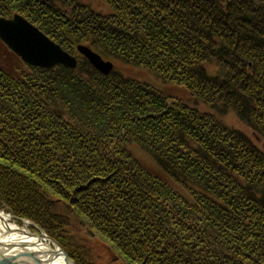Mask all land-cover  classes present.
<instances>
[{"label":"trees","instance_id":"trees-1","mask_svg":"<svg viewBox=\"0 0 264 264\" xmlns=\"http://www.w3.org/2000/svg\"><path fill=\"white\" fill-rule=\"evenodd\" d=\"M100 1L0 0L151 77L33 67L0 42L20 63L0 65V209L75 264H116L93 237L126 264H264V0Z\"/></svg>","mask_w":264,"mask_h":264},{"label":"water","instance_id":"water-1","mask_svg":"<svg viewBox=\"0 0 264 264\" xmlns=\"http://www.w3.org/2000/svg\"><path fill=\"white\" fill-rule=\"evenodd\" d=\"M0 40L5 42L7 46L25 63L41 68H52L55 65L61 64L65 67L75 68L77 58L63 51L60 45L53 43L41 30L31 24L27 19L19 14H15L12 18L6 19L0 17ZM77 50L83 55L93 67L102 74H109L113 68V64L109 61H104L101 57L93 52L90 48L79 45ZM16 218V217H14ZM23 235L33 236L36 234L17 229ZM41 235L46 240L51 242L55 250L51 252L40 253H13L6 256V252L15 245L0 244V264H48L50 261L43 260V255L62 256L66 264H74L68 255L63 251L60 244L43 233V230L38 228ZM25 246L24 244L19 245Z\"/></svg>","mask_w":264,"mask_h":264},{"label":"rangeland","instance_id":"rangeland-1","mask_svg":"<svg viewBox=\"0 0 264 264\" xmlns=\"http://www.w3.org/2000/svg\"><path fill=\"white\" fill-rule=\"evenodd\" d=\"M80 1L83 4L88 5L92 10H94L96 12H100V13H104V14L107 12V6L105 4H103L102 1H100V0H80ZM0 17H3V16H0ZM3 18L8 19L9 17H3ZM47 37L50 38L49 36H47ZM77 46H79V45H77ZM77 46H76V49H75V55H76V58L78 59V61L80 59L81 60L82 59L86 60L89 63V65L92 68H94L93 65L83 55H81V53L78 52ZM83 46H86V45H83ZM86 47H88V46H86ZM88 48H90V47H88ZM90 49L93 52L97 53L101 57L102 60L109 61V62H111L113 64V68H112L113 70H111V71H115V72H118V73L121 72L124 75H127V76L129 75L130 77L136 78L138 80H150L151 79V77L149 75H147V74H144L143 71L135 70L134 67L125 66L124 64H122L121 62H119L117 59H115L110 54H107L106 52H100V51H98V50H96L94 48H90ZM20 61H22V60L20 59ZM15 63H16V59L13 60V58H10V56H5L3 54L0 55V65H2V67L7 68L8 64H10L12 66L13 65H19L20 66L19 62H18V64H15ZM95 71L100 73V74H102L100 71H98L96 69H95ZM109 74H106V75L102 74V75L107 76ZM163 88H164V91H166L169 94H172V95L175 94V96H179L180 98H187V94L185 92H183L181 89L175 88L174 86H163ZM226 122L230 123V124L233 123L236 127L245 130V128L237 121V119L232 114H229V116L226 117ZM132 149L134 150V154L136 155V157H138L140 159V161L144 165H147V166L149 165V167L151 166L152 162H150V158L148 157V155L142 154L139 151V149H137L135 147H132ZM0 211H3L5 213H8V214L12 215L11 213L7 212L6 210L0 209ZM7 221L10 224H13L14 226L17 225V227H19V228L24 227L23 230H26L28 232H32V233L33 232L34 233L38 232L37 228H35V226L33 225L35 223H33L31 221H27L25 219L24 220H18V223H20V224H18L16 222V220H14L12 217L7 219ZM24 223H28V224L25 226ZM93 236H94V234L91 233V237H93ZM93 241L97 245L96 249L99 248L97 250V255H100L103 259L104 258H107V259L109 258L110 262H113V263H116V264H126L125 262L120 261V255L117 253V251L111 249L110 247H107L108 245L106 243H103L102 240H100L99 238H94L93 237ZM102 248H106L107 249L106 251H105V249H103L104 250V254L102 253ZM28 250H30V249H28ZM36 251H38V250H36ZM7 252L9 254L11 251L10 252L7 251ZM24 253H27V251L23 252V254Z\"/></svg>","mask_w":264,"mask_h":264},{"label":"bare ground","instance_id":"bare-ground-1","mask_svg":"<svg viewBox=\"0 0 264 264\" xmlns=\"http://www.w3.org/2000/svg\"><path fill=\"white\" fill-rule=\"evenodd\" d=\"M21 16H23V15H21ZM31 24H33V23H31ZM34 26H36V25H34ZM41 32L44 35H46L42 30H41ZM49 39L53 43H56V44L60 45L59 43L55 42L53 39H51V38H49ZM0 42H1L2 45L4 44L9 50H11L7 46V44L5 42H3L1 40H0ZM60 47H61V45H60ZM61 49L63 51H65V52H67V54L71 55L72 57L75 56L74 53H70V52L64 50L62 47H61ZM22 64H27L29 66H33L31 64L25 63V61H22ZM58 65L59 66H62L64 68H67V69H74V68L65 67V66H63L61 64H58ZM55 66H57V65H55ZM33 67H38V66H33ZM39 68H41V67H39ZM46 69H49V68H46ZM12 216H15L17 220H24L25 219V218L23 219L21 217H18V216L14 215V214L13 215H10L8 213H5L3 211H0V244H5V245H8V244L13 245L14 244L15 245V247H13V248H11L9 250V252L11 251L9 253L10 255H12L13 253H15V254L16 253L17 254H22L25 251L32 252V251L38 250L39 252L43 253V252H51V250H55L54 249V246L51 244V242H49L48 240H46L44 238V236L41 235V232H39V233H34L33 232V234H36V235H33V236L23 235L20 232H18L17 225L14 226L13 224H10L7 221V219L11 218ZM25 220L30 221L28 219H25ZM24 224L26 226L28 223H24ZM23 228L24 227H22V229ZM43 233L46 234V235H48L44 230H43ZM49 237L52 238L53 240L57 241L60 244V246L62 247L63 251L67 254L66 250L64 249V247L61 245V243L58 240L54 239L51 236H49ZM21 244H24L25 246H23V247L20 246L19 247V245H21ZM28 249H30V250H28ZM43 258H44L43 260L50 261V262H48V264H66V262H65V260H64V258L62 256H57V255H54V254L47 255L46 256V254H44L43 255Z\"/></svg>","mask_w":264,"mask_h":264}]
</instances>
